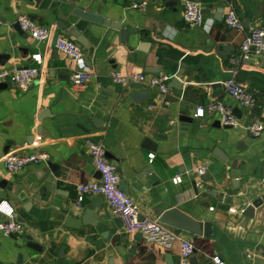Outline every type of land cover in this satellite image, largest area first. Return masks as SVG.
Returning a JSON list of instances; mask_svg holds the SVG:
<instances>
[{
	"label": "crops",
	"instance_id": "1",
	"mask_svg": "<svg viewBox=\"0 0 264 264\" xmlns=\"http://www.w3.org/2000/svg\"><path fill=\"white\" fill-rule=\"evenodd\" d=\"M133 1L139 0H0V69L40 71L25 90L0 81V157L36 151L47 158L16 173L0 161V179L6 180L0 203L22 223L19 232H0V264L179 261L178 242L164 247L123 232L103 196L77 200L78 183L100 179L87 140L103 145L140 217L158 219L178 207L211 223L210 235L181 231L194 245L198 264H216L214 257L224 264H264V52L243 58L240 48L252 26L264 25V0H197L208 9L200 25L184 20L182 0H146L143 10L129 7ZM71 6L129 29L122 42L118 30L78 20L91 71L83 85L70 82L75 63L53 43L56 36H67L58 23ZM230 8L242 29L226 26ZM20 15L47 26L49 39L38 41L17 29ZM35 54L40 62L32 60ZM114 71L147 78L164 72L171 79L161 92L148 82H113ZM179 71L180 84L172 85ZM229 78L255 94V107H242L225 92ZM212 101L238 110V116L233 113L242 126L222 125L216 112L196 115L197 107ZM253 122L263 126L258 136L243 127ZM145 138L153 149L144 147ZM233 165L238 178L231 181ZM176 176L180 182L173 181ZM260 197L263 203L250 216L243 214ZM85 210L94 225H66L67 218L79 219ZM6 218L0 207V221Z\"/></svg>",
	"mask_w": 264,
	"mask_h": 264
},
{
	"label": "built area",
	"instance_id": "2",
	"mask_svg": "<svg viewBox=\"0 0 264 264\" xmlns=\"http://www.w3.org/2000/svg\"><path fill=\"white\" fill-rule=\"evenodd\" d=\"M183 18L190 25H200L203 20L201 4L197 0H182ZM147 6L146 0L133 1L129 7L143 10ZM224 22L231 29H242V22L233 8H230L224 17ZM1 23V20H0ZM21 30L26 32L32 38L38 41L49 39L51 31L47 26L37 23L27 15H20L16 19ZM54 47L71 58L76 68L69 75V80L73 85H83L90 78V68L86 65L85 54L75 43L74 39L64 35H58L54 38ZM241 54L243 58L251 55H260L264 52V25L257 24L252 26L244 35L241 43ZM41 55L32 56L34 62L41 61ZM40 71L38 67L27 66L14 70L0 69V81L25 90L39 78ZM110 78L113 82L126 83L148 82L150 86L157 88L161 92H166L171 75L159 73L147 78L144 73H133L124 75L119 72H112ZM225 92L235 98L240 106L253 108L257 103L255 94L247 90L235 78H229L223 82ZM205 112H216L219 115L220 122L224 126L240 127L242 126L232 112L231 108L221 101L209 102L206 106H199L196 109V115L202 116ZM251 135L258 136L263 131V126L259 122H253L243 126ZM86 147L95 169L100 172L99 180H88L77 184V200L80 202L86 195H101L113 213L121 219L122 230L128 234L141 233L146 241H152L169 247L174 241L178 242L180 258L176 264H190V257L195 248L192 242L183 237L181 230L173 228L162 223L159 219L143 217L140 214L133 200L125 194L120 187V177L116 165L105 156V149L101 143L86 141ZM149 159L153 154H148ZM46 155L41 152L30 151L20 153L12 151L0 157L10 173H16L28 164H38L46 161ZM204 167H199L197 173L203 174ZM181 177L176 176L173 181L180 182ZM0 207L5 209L7 218L0 221V232L16 233L22 230V223L14 218L12 209H7L0 203ZM216 264H224L218 257L213 258Z\"/></svg>",
	"mask_w": 264,
	"mask_h": 264
},
{
	"label": "water",
	"instance_id": "3",
	"mask_svg": "<svg viewBox=\"0 0 264 264\" xmlns=\"http://www.w3.org/2000/svg\"><path fill=\"white\" fill-rule=\"evenodd\" d=\"M201 12L208 13V9H201ZM66 17L59 16L60 22L58 23V26L65 31L66 35L68 37H71L74 39L75 43L82 49H88V44L86 43V38L84 34L82 33V30L78 27V20L87 21V22H93L102 24L106 27H109L111 29L118 30L120 35V40L122 42H126L127 40V32H128V26L122 24L119 21H114L112 19H109L107 17H103L101 15H98L96 13H93L91 11L82 9L80 7H73L71 6L68 12V15H65ZM74 18L75 20H73ZM80 22V21H79ZM17 29H20L19 24H15ZM131 30V29H130ZM226 51V48H225ZM85 62L88 63L87 57L85 58ZM183 71H179L176 77L172 80V85L180 84V79L182 78ZM135 97V96H133ZM237 116L239 114L238 110L233 111ZM144 147L148 149H153L154 144L149 139H144ZM215 154L218 156V158L222 162L227 161V156L222 155L220 151H215ZM105 156L107 157V153H105ZM231 167V181L237 180L238 175L237 171L233 169V166ZM98 175L100 177V172H98ZM6 180L0 179V187H5ZM123 191V189L121 188ZM124 192V191H123ZM263 203V198H257L243 211V214L245 215H251L252 209L258 207ZM90 210H85L83 215L80 216L79 219H73L71 217L67 218L66 225L70 227H78L82 224H93L94 220L90 219ZM143 217H140L142 219ZM159 221H161L164 224H167L173 228H176L181 231H185L192 234H203V235H210L212 233V225L209 221H205L203 223H200L196 220V217L194 215L190 214L188 211L184 209H180L178 207H171L166 210H164L158 217ZM120 222L121 219L119 218ZM12 235V234H11ZM142 238L141 233H136V236L134 237L135 240L140 241ZM190 264H198V261L196 259V256L192 255L190 257ZM205 264H212L210 262Z\"/></svg>",
	"mask_w": 264,
	"mask_h": 264
}]
</instances>
